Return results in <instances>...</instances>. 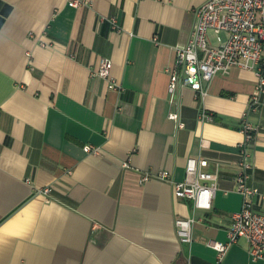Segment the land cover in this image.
Wrapping results in <instances>:
<instances>
[{"label":"crops","instance_id":"crops-1","mask_svg":"<svg viewBox=\"0 0 264 264\" xmlns=\"http://www.w3.org/2000/svg\"><path fill=\"white\" fill-rule=\"evenodd\" d=\"M70 1L0 0V264H264L245 240L221 260L209 244L228 242L242 208L241 143L264 214V102L249 111L255 71L216 75L203 99L180 81L170 92V72L184 70L177 49L208 0ZM102 59L120 89L95 75ZM203 111L214 120L201 121ZM191 157L219 166L211 210L159 179L143 182L162 170L183 181ZM188 217L198 220L190 246L175 228Z\"/></svg>","mask_w":264,"mask_h":264},{"label":"built area","instance_id":"built-area-1","mask_svg":"<svg viewBox=\"0 0 264 264\" xmlns=\"http://www.w3.org/2000/svg\"><path fill=\"white\" fill-rule=\"evenodd\" d=\"M70 5L78 7L80 1L71 0ZM112 22L116 21L112 19ZM213 35L215 43L211 40ZM225 36V37H224ZM158 43V36H155ZM177 67L184 68L182 75L171 71L170 92L173 93L177 83L193 89L202 99L208 94L204 87L216 75L228 74L233 67L253 70L257 75L255 92L249 103V111L260 107L264 102V0H208L195 10V24L189 42L177 49ZM112 61L102 59L96 76L106 79L109 88H121L111 77ZM244 132L246 141L255 138V129L246 120ZM171 119H178L177 114H171ZM201 121H212L213 116L203 111ZM204 147L209 145L205 142ZM87 153L98 154L99 148L90 145L84 147ZM240 159L237 161L238 174L236 190L242 196V208L232 215V225L228 230V242L210 241L212 246L223 259L229 248L241 240L248 245L249 256L252 261L264 262V214L255 210V198L259 189L250 184L252 164L247 152L246 143H241ZM211 164L208 159L191 157L187 160L185 179L175 181L167 170L156 175H145L144 181L152 178L170 184L176 198L190 200L195 209L208 211L213 208L219 178V166L209 170ZM48 195L51 188L41 191ZM195 217L178 218L175 228L178 240L185 245L193 242V230L197 223Z\"/></svg>","mask_w":264,"mask_h":264},{"label":"trees","instance_id":"trees-1","mask_svg":"<svg viewBox=\"0 0 264 264\" xmlns=\"http://www.w3.org/2000/svg\"><path fill=\"white\" fill-rule=\"evenodd\" d=\"M213 120H214V118H213Z\"/></svg>","mask_w":264,"mask_h":264}]
</instances>
